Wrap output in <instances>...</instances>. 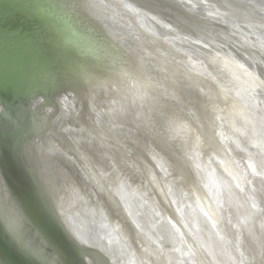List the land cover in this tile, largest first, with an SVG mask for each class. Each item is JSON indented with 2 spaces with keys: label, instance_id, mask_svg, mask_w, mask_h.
Wrapping results in <instances>:
<instances>
[{
  "label": "water",
  "instance_id": "1",
  "mask_svg": "<svg viewBox=\"0 0 264 264\" xmlns=\"http://www.w3.org/2000/svg\"><path fill=\"white\" fill-rule=\"evenodd\" d=\"M203 3L0 0V264L165 260L140 219L146 205L154 225L179 234L187 262L210 264L216 247L185 207L224 241L211 193L235 190L256 209L249 185L264 180V33L249 23L220 28L222 15L206 3L186 11ZM208 30L212 37L200 34ZM53 162L67 165L63 176L42 174ZM254 219L264 235V210ZM253 239L264 264V239ZM235 254L231 264H251Z\"/></svg>",
  "mask_w": 264,
  "mask_h": 264
},
{
  "label": "bare ground",
  "instance_id": "2",
  "mask_svg": "<svg viewBox=\"0 0 264 264\" xmlns=\"http://www.w3.org/2000/svg\"><path fill=\"white\" fill-rule=\"evenodd\" d=\"M201 2H204V3L201 4L199 9H196V10L192 9L191 11L186 10V8H181V6L179 4H176L175 6L177 8H179L180 10L184 9V10L188 11V13L191 12V14H192V13H196V12L200 13L199 11L206 10V9H204V7H205L204 4L206 3L207 5H211L212 7H215L216 10L222 15V19H219V21H218L219 24H217L220 28L226 27V25L224 23L225 21H226L227 25H230L231 23H236V24H242L244 26H247V23H249V24H253L251 26V30H253L254 33H256L257 31L264 33V0H235L232 2H229L228 0L227 1L226 0H201ZM194 5H195V3H194ZM198 5H199V3H198ZM207 19H209V18L200 19V20L206 22ZM228 20H232V21H228ZM201 33L204 34L203 36H207V37L213 36L212 35L213 33L211 34L209 30L207 32H200V34ZM263 71H264V69L262 70V72ZM244 142H245V140L242 139L243 144H244ZM228 150L231 152L230 157H233V155H235L234 159H236V161L237 160L241 161L242 157L240 155L241 151L239 148H236V147L233 148L232 146L229 148V146H228ZM202 162L200 163V165H202V167H204L205 169H208L211 172L212 171H216V172L219 171L218 167L215 166L213 163L202 164ZM53 164H54V162L52 164L45 163V165H44L45 168L42 170V174L44 176H63V174H61L60 171H64V169L66 168L67 165H65V167L62 168V167H58L60 165L53 166ZM227 164H230V163L223 164V168L220 170H223V169L225 170L228 167ZM101 166H103V165H99V167H101ZM54 167H57V169H55ZM107 168H108L107 166H104L103 169L99 168L98 170L99 171H102L104 169L107 170ZM109 174H111V175L108 176V180L112 181L114 178H118V176H116L117 170L115 169V167H114V170L111 168L109 169ZM217 174L219 176L218 172L215 174L213 173L212 175L217 176ZM254 176H256V175H254ZM214 181H216V180L214 179ZM257 183H259V187L256 185ZM260 184H262V185L260 186ZM56 186L57 185L55 183L51 182V179H50V187L54 188ZM249 186H250L249 191L251 192L252 196L253 197L256 196V197H254L255 200L253 201V205L256 209H254L251 206L252 205L251 201L248 198H245V202L242 199V203L241 204L238 203L237 198L240 199L242 194H239V192L237 193L235 190H234V193H229V194L226 193V191H223V195H222L223 198L220 197V199L217 198L218 197L217 194L211 193V197H212V201H213L212 203H213V207L215 210V218L217 219V223L220 224V228L224 232V236H225L227 242H226V240L224 241L222 239L221 235L219 233H217L215 231V229L212 228V226L211 227L206 226V224L203 223V221H201L199 219L198 215H196L195 213L192 212L193 211L192 207H189V206L187 207L186 205H185L186 207L184 206L185 210H187V214L191 220V225L193 224L195 229H197L196 232H198L199 229L201 230V233L204 237L205 244L208 246H210V244H211L214 249L216 247V249L214 250L215 253L212 251L208 252V250H206L209 254L210 259H212L213 253L216 254V257L211 260L210 264H212L216 258L218 259L219 264H220V259H219L220 257L223 258L222 260H225V262H224L225 264H231V262L232 263L234 262V259L236 257L235 253H237L238 256L240 255V258H241L240 260L242 262H245V260H247L251 264H259L262 261L263 254H262L261 244L259 242H255L253 237L257 236L259 240L264 239V235L259 231V224H258L259 222H257V220L255 221V219H254L256 216V213L261 214V213H263V210H264V180L262 181L261 178H259L258 180H254V183H250ZM122 187L126 189L127 185L121 184L120 189H122V191H123L124 189ZM129 187L131 189L132 185L128 186V188ZM131 193H129L127 195L128 199H129V196H131ZM225 193H226V195H225ZM251 194H249V195H251ZM68 195H69V193H68ZM187 195L189 198L192 197L190 195V193H188ZM187 195H186V197H187ZM258 195H259V197H257ZM61 198H60V200H61ZM152 201L154 202L156 207L160 208L162 215H165V216L169 215L168 209L160 202L159 198H157L155 200H154V198H152ZM206 203L207 204L209 203V205L212 206L210 200H209V202H206ZM148 204L153 205L151 203H148ZM236 204L239 207H237ZM191 205L192 204H190V206ZM147 208H148V206L146 205L145 208L140 209V213H141L140 219L142 222H145L146 224H148V226H149L148 229L150 230L151 234L155 235L157 242L161 247L158 249L166 252L165 257H163L165 260L158 259V262H156L155 264H164V262H165V264H198V262H199L198 259L195 261L194 260L191 261L190 259L186 258L188 261L191 262V263H189L182 257L183 254L181 253V250H180V249H182L181 248L182 245L178 246V241H177V236H179V234L177 232H175L173 237H171L169 231L167 230L168 225L164 224V222L162 223L163 225L160 222L158 225H156V224L154 225L151 221V218H150L152 213H150ZM179 212H182L180 207H179ZM177 214L180 216V213H177ZM212 215L214 216V214H212ZM238 215H240V216H238ZM239 217L240 218L242 217L241 219L243 220L244 225H241L242 222H239L240 221ZM259 217H260V215H259ZM237 218H239V219L237 220ZM250 222H252V223H250ZM255 223H256V225H255ZM207 225H209V224L207 223ZM126 228H127L129 233L127 231H125V229H123V228H121V229L125 233H127L126 235L128 237V241L130 242V244H132L133 235H132L130 229L128 228V226H126ZM199 239L202 241L200 234H199ZM175 242H176V245H174ZM202 243H203V241H202ZM205 244L203 243L204 247H206ZM239 251H241V252H239ZM254 255L256 256V258L252 259V257ZM231 258H232V261L229 260ZM200 264H202V262ZM215 264H218V263L215 262Z\"/></svg>",
  "mask_w": 264,
  "mask_h": 264
}]
</instances>
